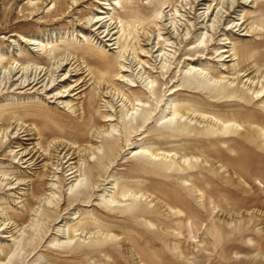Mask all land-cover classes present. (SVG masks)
Here are the masks:
<instances>
[{
  "label": "rangeland",
  "instance_id": "374dc122",
  "mask_svg": "<svg viewBox=\"0 0 264 264\" xmlns=\"http://www.w3.org/2000/svg\"><path fill=\"white\" fill-rule=\"evenodd\" d=\"M0 264H264V0H0Z\"/></svg>",
  "mask_w": 264,
  "mask_h": 264
}]
</instances>
